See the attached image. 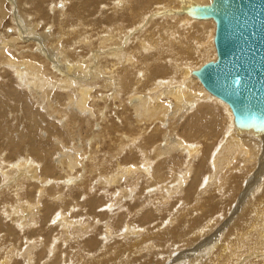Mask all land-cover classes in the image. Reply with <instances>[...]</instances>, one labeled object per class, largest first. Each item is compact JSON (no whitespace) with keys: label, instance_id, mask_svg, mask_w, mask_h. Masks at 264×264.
Instances as JSON below:
<instances>
[{"label":"rangeland","instance_id":"374dc122","mask_svg":"<svg viewBox=\"0 0 264 264\" xmlns=\"http://www.w3.org/2000/svg\"><path fill=\"white\" fill-rule=\"evenodd\" d=\"M114 1L115 0H80V1L79 0H72L70 2V4H67L65 6V9H66V11H65V9H62L60 6L61 4H62V6H64L63 0H45L44 4H42L43 0H19V1L18 0L17 1L16 0H11V1L8 0L4 4V8L6 10L5 9H4V11L0 10V22H1L0 23V46L1 45H5V46L7 45L6 47H9V48H10V46L14 47V48H12V50H8L7 53L9 52L10 55L14 59L15 58L17 59V60L15 59L16 62H14V63H18V66H20V68L22 67V69L24 68V66L26 64L23 62H22L23 65L21 64V61H20L21 57H23V60L27 59L29 61L31 59V61H33V62L37 61L41 65L48 67V70L45 73L50 74V75H48L47 77L45 76V78L38 77V78L45 79V83H44L43 87H39V89L41 88V91H42L41 94L45 93V91H47V92L49 91V93L51 94L50 98L47 97L48 96L47 92L45 93L46 94V100H48L47 102L49 104H51L49 102L50 99L51 100L53 99L52 101L55 100V102H53L55 104L50 105L52 108H50L49 110H51V112H53L50 114L51 115L50 116L47 113L46 108L44 109V105L45 106L49 105L48 103H46V101L38 104L36 102L35 98L29 94L27 88L20 86L19 83L13 84L16 80L14 78V75H13L14 74V70H13L14 68L7 67L11 64H8L7 66H4V67L0 66V75L5 77V78H3L4 80L0 77V80L6 81L1 86L3 89H5V88L10 89V90H6L10 94H7V92L3 91V89H1L2 91L0 90L1 91L0 94L2 93L0 95V97L5 99V101H6V102L4 101V105L6 107L5 111H6V109L10 108L8 110L6 116H0V118H5L2 120L0 119V129L2 128L0 130V147H4L3 157L6 161V162L2 161L1 160L2 158L0 157V162H2V164H3V169L0 168V178H1V180H0V207L1 208L3 207V209H4L3 210L4 213H0V219L2 220V221L0 220L1 221V224H0V260H2L3 256L6 257V259H8L7 264H28V263L29 264H37V263L41 264L42 262H46V261L53 264V262H55L56 259L59 258L58 257L59 255L55 256L54 261H52V259H53V257H51V256H53L52 251L54 252L55 248H57L55 251V255H57L61 251V252H63V254H64L63 256L65 257V259H64L65 261L63 260L64 262L61 261L58 264H64V263L65 264H86V263L87 264L88 263L89 264H91V263L92 264H101L103 262L108 263L111 260V258H112V264H117V263L121 262V260H119L120 255H118L117 253L115 255V252H119V251H116L118 249V247H119L118 250H120V252H121V249L122 250H126V248L129 249L127 252H125V255L126 254L127 255L124 256L125 258H127V260H137L141 256L139 254H137L136 256H133V253L136 252L137 250H136V248H130V247H132L131 243H132V245H135V244H137V241L141 238H142L141 240L144 241V239L146 238V235H149V233L152 236L156 237L159 234H162V233L169 231V229L175 227V224H176V222H174L173 216L176 213H179L181 211H184L185 209L191 208L189 206L191 203H185V205H184V203H183L184 202V195L183 194L182 195L180 194L181 197L179 196V194L175 195L174 192H171L170 188L168 190H166L167 191L166 193L164 191H162V192L157 191L158 188H162L163 185L165 186V183L162 180H159L161 183H163L162 187H161V185L159 187H147V184L145 183V181L141 180V179H140L141 181H139V185L137 187L132 185V184H128L126 180H121L120 185L114 184L113 186L112 185L107 186V187L104 186L105 188L102 186L101 181L104 180L103 176L106 175L109 171L114 170L117 167V165H115V164H117V161L119 160V158L117 157V152H116V151H118L117 150L118 145L110 142L109 137L113 138L116 141L121 142V139L123 138L124 135L130 137L128 134L131 135V133H133V131H134V128L140 127L139 129H143V130L145 129V131L147 130L148 135L152 134L150 137V142L146 144V146L148 145L147 149L151 155H154L153 150L155 149L156 146L159 145V143L162 144L159 146H164L163 143L166 144L165 143L166 141L164 142V140L166 138L170 137V135L168 134V137L166 136L164 138L163 137L164 135L162 134L163 131H160L161 129L159 126L157 127V125H160V124H157L155 122L149 124V122L147 123V121H143V124L145 125V127H144L142 122L139 123V122L135 121L136 118L132 117L129 119V121H126L128 123V125L126 123L125 124L123 123V122H125V120L123 118H121L119 113L123 114L124 109L126 108L127 109L126 112H128V115H130V114H133V110L130 109L131 107L127 106L128 102H129L127 93L119 94V95H117V92L114 93V90H116V87H114V85L118 83L119 79H116V81L114 83L113 82L114 79L111 78L113 87L111 89H109V91H108V89L105 90L102 87L103 82L98 83L99 86L95 87L94 90L92 89L93 90L92 96H95V99H96V100L94 99V101L98 102L97 106H94V107H93V105L91 106V108L94 109V111L96 113L93 115V117L92 116L90 117L89 113H81V111H78V112L71 111V112H69V116H68V114L63 113V115H65L67 117V118L65 117L66 120L71 121L70 122V129H72V132H73L72 136H67L64 138L62 137L63 138L62 144L66 148H64L62 144L60 145V147L57 145H56V147H53V143L56 142V136L52 135V132L50 133V132L44 131V128L49 126V125L53 129V131L56 132V135H58L57 131H65V129H63L64 127L62 128V126L67 121L65 123H62V121H63L62 119L55 118L52 116V114H56V112L58 113V110L56 107H59V105L62 109H66L68 111H69L70 107L75 108V105H72L70 107L67 106V104L69 103L67 101V99L65 98L66 97L65 94H67V92H70V94H72V95L74 94L73 95L74 98L72 100L71 99H68V100H71V101L76 100V92H74L75 89H72V90L69 89L68 91H64L60 87L52 86L51 83L49 84L48 80L52 79V77H53V78H57V79H71V80L77 81V78L75 79V76L80 75L82 78L86 77L83 74L84 72L82 70H80L79 68H77L76 66H79L80 64L84 65L83 63L85 61L89 60L88 57L91 58L92 53H98V56L100 58L101 55L106 56V54H105L106 52H111L113 50H119L120 48L123 47V45L126 47L129 46V48L126 49L127 51L125 52V54L127 53V55L132 56V58L135 60H140V61L142 60L141 62H139L135 65L138 68H140L141 66H143L142 65L143 61H144L143 57H145L147 55V54H145V50L143 48L141 49L139 46V44H140L139 39L140 38L145 39L146 41L149 40L148 42L152 45L153 44L156 45L157 43H160V46H164V44L166 42H169L170 44H172V40L174 42L175 37H177L178 40H177V38L175 40L177 42L179 41V44L177 43V45L179 46L181 44L179 47L180 50H181V48H183L182 52L177 51L179 53V57H183L185 60L187 59L191 63V65L192 64L196 65L193 68H195V67H198V68H196L194 70L201 68L206 62L212 60V58H208V57H211V56H209V55H211L210 52H208L209 55L206 54L199 59L197 58L196 54H194V52H193L194 49H196V46H198V47L206 46L207 48H209V45L207 46V45H205V43L207 42L208 36L210 35V30H211L210 28L208 29L207 27L206 28L204 27L205 28L204 29L203 28L204 25H202V27H201V26L196 25V24L191 27L187 23H186L187 24L186 25L185 23L180 24L179 22L172 24L171 22H169V23L166 21L163 22V20H158V22L160 21V27H159L158 22L155 21V23L154 22L150 23V21L148 20L149 15L156 10L155 9L156 6H152L149 8V5L144 6L142 8V9H147V10L143 11V13L140 11L138 16H137L138 18L136 17V19H135L132 16H127L124 19L122 16H119L120 14L123 15L125 12V11L124 12L122 11V8H123L122 1L116 0L115 2H117V5H113L112 3H114ZM76 3H77V6H75ZM115 6H118L119 10L121 11V12L119 11L120 14L116 17H115V13L113 12L115 9ZM73 8L75 11H78L76 14H72ZM55 9H56V11H55ZM4 12H6V14ZM1 14H2V16L3 15L4 16L2 17ZM144 14H146V15L149 14V15H147V17H145ZM7 15H8V17H7ZM142 15H144L143 18H141ZM4 17H5V19H4ZM40 17H42V18H40ZM113 17H115L114 20L116 21V22H114V24L119 22L118 24L121 25V30L119 32H118L117 28L114 29V28H112L113 26H111V25H113V22H112ZM127 18H130V19H127ZM142 19H144L143 22H141ZM122 20H124V21H122ZM131 20H133V21H131ZM59 23L64 24V30L63 31H64V33H66V37H67L65 39H62L63 37H61L63 34V31H62V33H60V27L58 26ZM79 23H81V25ZM149 23H150V25H149ZM212 24H213V22H212ZM35 25H39L37 29L35 28L36 27ZM166 26H169V27H166ZM31 27L35 28V29H32ZM212 27H214V24L212 25ZM109 28L112 29V31ZM189 28H191V30H189ZM70 29L74 30V31H71ZM167 29H169V30H167ZM205 30H208V31H205ZM110 31H111V33H110ZM130 31H133V32H130ZM149 31H150V34H149ZM18 32H19V34H18ZM166 32H167V34H166ZM47 33H48L50 38L47 37L46 40L49 42H47L44 39V37H45L44 35H47ZM56 33H58V35ZM59 33L61 34V36H59ZM115 33L116 34L118 33V34L116 35ZM119 33L121 35H119ZM140 33L141 34L143 33L144 35L143 34L141 35ZM146 33L149 35H147ZM198 33H199V35H198ZM202 33H203V36H202ZM110 34L112 35L111 36L112 39L110 37L109 38L110 40L109 39L107 41L103 40L104 42L101 41V39L106 40ZM137 34H139V35L137 36ZM10 35H11V37L13 36V38H11ZM140 35L143 37H141ZM7 37H10L11 39H7ZM59 37H60V39H58ZM14 39H15V41H13ZM132 39H134V40H132ZM150 39L153 42H151ZM204 39L206 40V42ZM3 40L5 41L4 43H3ZM8 40H10V41H8ZM124 40H127V41H124ZM154 40H156V42ZM55 41H57V42L55 43ZM162 41H164L165 43H163ZM125 42H127L128 44ZM49 43H50V45H49ZM51 43L55 47H51V46H53ZM56 44H58V45H56ZM60 44H63V45H60ZM64 45L67 47H65ZM177 45H176V48H178ZM213 45H214V43H213ZM145 46L146 45L144 44L143 47H145ZM59 47H61V48H59ZM62 47H65V49H68V51L71 53H73L72 51H76V53L79 54V57L80 56L81 57L79 59L72 60V61L69 60L70 58L67 60V57L63 59V52L62 51H64V50L60 51V49H63ZM204 48H201V49H203V51H204L205 50ZM187 49L188 50L190 49L189 52ZM119 51L121 52V50H119ZM49 52L50 53L53 52V53L50 54ZM56 52H57V54H54ZM21 53H23V54L21 55ZM153 53L154 52L152 51L151 54H153ZM133 54L134 55L136 54L135 55L136 57ZM56 55H57V57H56ZM4 56L5 55H0V58H3ZM169 57L170 58H168V59H172L171 56H169ZM154 58L156 59V56L148 59L149 63H151L150 64L151 66H150L148 72L145 71V73L143 74L144 76L142 75V77H143L142 79L144 80V82H146L148 87H147L145 92L138 93L137 96L135 97V99L141 95L142 96L146 95V96L155 97L158 93L157 92L158 90L153 91V89H154L155 84L158 81H161L163 78H168L170 76H174L175 78L180 79L179 74L182 75L181 72L169 73L168 70H173L172 65H170L169 63L164 64V67L166 68V69L164 68L165 71H159L157 69L155 63H152L155 60ZM164 59L160 63H164ZM168 59H165V60H168ZM82 60H84V61H82ZM108 60L113 62L114 58L108 59ZM184 63H185V61H184ZM139 64H141V65H139ZM184 65L185 64H183V66ZM124 66H126V64L123 65L121 68H123ZM87 70H89V67L86 69V71ZM133 74H134V76H136V78L141 79L140 73H137L136 71H134ZM28 75H31L30 77L34 76V78H37L35 75H32L30 73ZM130 75L132 76V73ZM149 77H150V80H149V82H147ZM58 82H60V81L58 80ZM137 83H138L137 84L138 86L142 85V82H137ZM137 85H135V87H137ZM174 85L175 84H171L170 86H174ZM15 86L18 87V89L16 90L17 94L22 96L18 99L16 98L19 102H16L17 100L16 99L14 100V98L12 99V96H11V92L14 91ZM150 87H151V89H150ZM44 89H45V91H44ZM133 90H131V91H133ZM125 91H127V90H125ZM96 92L98 93V95L95 94ZM26 94H27V98H25ZM57 95H59V97ZM24 100H26L27 102ZM77 101H78V99H77ZM166 101H168V100H166ZM7 102H9V105ZM20 103H21V105H20ZM56 103H57V106H56ZM16 105H17V107H16ZM27 107H30V112H29L30 115L27 114V111H26ZM214 109H216V108H214ZM37 110H38V112H36ZM54 111H56V112H54ZM200 112H201L200 114H203V115L208 117L207 120L210 118L215 119L218 122V125L216 127H213V131H212L211 136L210 135L208 136V140H207L208 142L203 141V139L198 140L201 142L203 141L205 143V144H200V146L202 145V149L207 147V150H204L202 153L203 156L207 155V158L205 157L202 160V155H201L200 160L197 158L195 160H193V159L191 160V161H193V163H192V165H194L193 167L195 169H197L198 167L201 168L202 174H203L202 175L203 177L200 176L198 178L199 181L195 180L194 182H192L191 176L188 178L189 181H187L188 183L186 182V186L189 184L192 185V188L189 189L192 191V193L194 192V190L197 189L196 187L199 185V183L202 179H204V181L206 180V175H208V172H209V167H208L209 165L207 163L208 156L212 155L215 152V150H213L212 148L217 143L218 138L222 135V131H223L225 125H227L226 115L220 108H218L216 112L208 113V109L206 107H204L201 109ZM71 114H76L77 116H74ZM209 114H210V116H209ZM31 116H33L37 119L33 120L31 118ZM71 116L75 117V119L71 118ZM60 117L62 118V116H60ZM38 118H40V119L38 120ZM187 118L185 117L184 119H181L180 121H177L174 124H172L169 128L170 132L172 134L180 133L181 126H182V128L185 126V124L187 122L186 121ZM114 122L117 125H119V128L121 129V131H120V133L111 134V136H110V132L107 131L105 128H107L108 126H109L108 128H110L111 124H113ZM48 123H50V124L48 125ZM75 124H77V125H75ZM73 125H74V127H73ZM129 125L131 128L128 127ZM9 127H11L12 130L10 132H7V129L9 130ZM161 127H162V129L165 128L163 130L166 131L167 127H168L167 123H164V125H162ZM150 129H151V131H150ZM156 129H158V130H156ZM23 131H24V133H23ZM98 132H100V134L102 133V135H99ZM233 132H234V128H233ZM16 133H18V136L16 135ZM166 133H168V132L166 131ZM77 134L80 136H78ZM22 136L25 139V141L24 142L21 141L20 145L16 149L11 148L12 151H9L6 149V148H9L8 146H10V141H13V139H14L13 137L21 138ZM10 137L12 139H10ZM77 138H78L79 142H78ZM94 138H96V139L100 138V139H98V142H97V144L99 145V147L101 149L100 153H99L100 150H96L97 146L95 145L96 140ZM194 138H198V137H194ZM70 139H71V142H70ZM241 139H243V138H241ZM101 140H103V141H101ZM75 144L78 145L76 147L77 149L73 148V146ZM68 147L71 148V150H67ZM61 148H64L63 149L64 152L59 151V149H61ZM130 148L133 149V146H130ZM221 148L222 147L219 146L217 151L215 152V154H217ZM263 150L264 149L261 148L262 153L264 152ZM128 151H130V152H128ZM128 151L124 149L123 154L120 158L127 156V155H131L134 158L127 160L128 163L132 164V163H135V161H138V163H140L139 161L142 160V158H139L140 155L138 153V150L133 149V151H134L133 152L132 150L128 149ZM60 152H62L64 154L70 152V153H68V154H70V155H68V158L64 157L65 159H67L66 164L63 165L64 169H63V166L61 167L58 164V162H59L58 158H59ZM41 154L47 156L49 161H45V163H44V160H42V158L44 156H41ZM7 155H13L14 159L13 160L8 159L6 157ZM74 155L76 156V161L72 163V161L75 158V157H73ZM260 155L262 157H264V153L259 154V157L257 158V163H253L254 165L250 166V164H249L248 166L247 165L243 166V168L248 169V171L246 170L242 174H239L238 171H234V173H236L235 176L237 178L231 179L230 182L233 184L232 187L236 188L235 189L236 192H234L235 194L230 193V195H228L229 199L226 198V200L222 201L218 195V191L215 190V187H212V186L208 187L207 190L209 192L206 191L208 193H205L207 195L204 196L205 197L204 199L206 201H209L211 206H215L213 208V210L219 211L221 209L219 212H222L221 215L220 214L216 215L213 218V220L211 221V223L208 224V227H209L208 229H210L209 232H207V230H203L205 233H202L203 232L202 230H201L202 232L201 231L194 232V234L197 233V235H194V238L196 237L195 242L191 241L188 238H186L187 240L186 239L185 240L184 239L179 240L176 238H174V239L170 238L169 245L167 244V245H164L161 247L159 244H163V241H161V239L155 240L154 238H152L151 239L152 241L150 240V242L146 244L147 246H150L151 244H153L154 247H156V245L158 244L159 248H156V249L159 250V252H161V253L163 252L161 255L162 257L160 258L162 260L160 261V263H157V264H176L175 260L178 257H182V253L195 252V250L200 248V245L203 244V241H204V244L207 245L204 247L205 249L202 248V249H204L205 252H207V253L210 252L209 254H211V253L217 254L219 252L218 251L219 249H217L216 246L219 245L218 244L219 242H223L225 237L224 236L221 237L219 240H217V243H216L215 242L216 240H214V239H217L218 237L216 238L214 236L216 234H219L216 231H217L218 227L223 224L224 221H226L227 219L230 218L229 216H231V214H232L231 217H234V219H235V217H238L237 213H236V216H233V212L235 211L234 209L236 208V205L240 202L239 199H241L243 197V193L245 191L248 192V194H246V196L248 197V198L246 197V201H248L247 205L251 206V207L254 206L253 211L254 210L256 212L258 211V209L262 205H260L257 202L255 203V201L257 200V198L259 196H261L263 194L262 192L259 191V188L262 186V183L264 182V181H262V179H264V177H263L264 171L260 175L261 180L256 176V173H258L257 171L260 168V162L262 160L261 159L262 157ZM173 156L174 155H172V157ZM102 157H103V159H102ZM55 159L57 161H55ZM71 159H72V161H71ZM78 159H80V160H78ZM123 159H125V157ZM165 159H167V158H165ZM19 161H21L22 163L26 162V164L29 163V161H32L33 163L37 164L36 166L40 167L39 171L41 168L44 167L43 165L46 164V165L52 167L49 170L51 172L47 174V178H46L47 180L45 179V181H40L41 180V176H40L39 177L40 179L38 178L37 180L34 181L33 179H31V176L28 173L29 170L26 168V170L28 171L27 172L28 175H26V176L23 175L22 178L20 177L18 179V182H16L17 184L16 183L11 184L10 183L11 180L17 177V172H15V171L18 170L17 168H15L13 170V168L17 167L19 165ZM67 162H68V164H67ZM95 162H97V163H95ZM262 162H264V160H262ZM240 164H241V166L243 165V163H240ZM240 164L237 162V163H235V166L238 167V165H240ZM69 165L72 166V169L70 168ZM192 165H190V167H191V169H194L192 167ZM68 166H69V168H68ZM73 166H74V168H73ZM66 168L69 172L66 170ZM95 169H96V171H95ZM10 170H11V172H10ZM175 171H176V169H174L172 172H175ZM76 172H77V174H76ZM213 172H214V170H213ZM102 174H104V175H102ZM10 176H13V177H10ZM55 176H56V178H55ZM79 176H81V177L79 178ZM261 176H262V178H261ZM28 177H30V178H28ZM73 177L76 179V183L74 185L69 184L70 178H73ZM22 179H24V180H22ZM255 179H256V181H255ZM38 181L42 182L43 185L47 182L48 184L47 183L46 184L48 186L51 185L52 183H57L59 189H62L64 187V191L67 192V194H66L63 191V193L65 195L72 193L71 194L72 196L69 195L71 197L69 199H67L69 202L67 200L65 202H64V200H63V202L59 201L60 204L62 203L60 205L59 202H57V201L52 202L51 200H49L50 199L49 194H44L46 197H44V199L43 198L40 199V203L44 204V206L42 208L40 207V209L38 208L37 210H34V211L31 208H29L28 210L22 211V207H23L22 205L28 204V203H30L32 205L35 204L32 201L37 196L36 194H37L38 189L35 187L34 184L37 183ZM132 181H134V180L132 179ZM132 181H130V182L132 183ZM168 182H170V181H168ZM21 183L25 186V189L23 192H21V190H19L21 187H23ZM9 184H11V185H9ZM28 184L33 185L32 190L29 193L27 192ZM172 184L174 185V183H171L169 186H173ZM68 185H70V186L68 187ZM78 185H83L84 187L79 186V188H78ZM87 185H88V187H87ZM70 187H72V188L70 189ZM81 188H82V191H81ZM116 188L117 189L124 188V189H132V190H130L131 191L130 195L128 197L125 195L126 196L125 197L124 193L122 194L123 191L121 189L119 191ZM202 188H203V185L200 184L199 189H197V191L195 192L196 193L195 197L199 193V190ZM255 188H256V190H255ZM97 189H98V191H97ZM67 190L68 191L70 190V191L68 192ZM106 190H109V191H106ZM78 191H79V193H78ZM201 191H200V193H201ZM83 192H84V194H82ZM168 192H170L171 195H173V196L169 197L170 200L168 199L167 195H166L167 197L163 195V194H167ZM17 193L19 194L18 198L16 197ZM80 193H81V197H80ZM75 194H76V196H75ZM112 194H114V195L112 196ZM119 194H120V196H119ZM131 195H132V197H130ZM94 196L101 198L100 202L97 200L98 201L97 206H95L93 209V213L96 215V217H94V215H92V214L89 215V207H85V209H84V207L81 208L80 206L76 205V202H78L77 198H78L79 202L81 204H83L84 200L86 201L87 198H89V197L91 198ZM149 196L152 197L151 203H150L151 205L149 207L147 206L146 207L147 209H145L143 207L144 206L143 204H145V203H143V201L145 200L146 197H149ZM162 196L164 199L161 198ZM198 196H202V195H198ZM226 196H227V194L225 195V197ZM73 197H76L75 198L76 201H75V199H71ZM159 197L161 199H159ZM114 198H117V199H114ZM12 199H14V201ZM161 200H162V202L166 200L164 202V203H166V205H165L164 209L160 208V210H161L160 211L159 209H156L155 204H157L156 206H158V203ZM11 201L13 203H11ZM48 201H50V202H48ZM70 202H72V203H70ZM156 202H158V203H156ZM51 203H53V204L51 205V207H49L50 206L49 204H51ZM116 203H118V204H116ZM63 204L66 207H68L69 204L71 205V206H69L70 210L68 211L69 216H66V214H65L66 210L64 208L61 209ZM98 205H99V208H98ZM134 205H136V206H134ZM141 205H143V206H141ZM187 206H189V207H187ZM193 206H195V205H193ZM241 206H242V204H241ZM142 207L145 210L144 209L142 210ZM222 207H223V209H222ZM181 208H182V210H181ZM208 209H209V211H212V207H209ZM126 210H128V212ZM156 210L158 213H156ZM13 211H15V213L17 212L16 213L17 219H15V220H12V218H11V212H13ZM52 211H53V214H52ZM120 211H122V212H120ZM170 211H171V213H170ZM7 212L10 216L6 215ZM35 212L40 216V219H42L41 220L42 223L40 222V224L38 226L36 225V224H38V222H36L37 220L35 222H29L31 219L30 213L32 214V217H33ZM138 212H139V215H138ZM147 212H155L156 213V214L155 213H152V214L149 213V215L151 216V218L149 219V221H150L149 223L143 222V219H144L145 215L147 214ZM103 213L105 215H103ZM51 214H52V216H51ZM172 214H174V215H172ZM206 214H208V213H206ZM198 215H203V214H201L200 211H195L192 214V217L195 218ZM57 216L59 218H57ZM224 216H225V218H224ZM255 216H256V214L253 215V212L250 215V217H255ZM48 217H49V219H48ZM61 217L64 220L65 219L67 220V218H65V217H68L69 221H70L69 223H71V224L74 222H77L80 225V227L84 226L86 231H84V230H83V232L80 231L79 227L74 228V231H72V229H71V231L67 229L66 231H68L70 233L74 232V234H75V235L71 234L72 235L71 238L67 237L65 234L66 231L64 233V230L61 229L62 226L58 227L59 223H61V220H60ZM27 218H29V219H27ZM170 218L172 219L171 221H170ZM124 220H126V221L124 222ZM22 222H25L26 224L22 223ZM54 222H56V224ZM17 223L22 224L25 227L24 228L25 231L20 227H16ZM128 223L131 224V227H130L131 230L129 228L127 229V226H123V224L129 226L130 224H128ZM250 223H251V220L241 222V227H242V229L244 228V231L241 229L239 233H244V234L246 233V237H241L239 239L238 237H235V236L232 237L230 234L228 236V238H229L228 241L229 242L232 241L233 247H234L233 264H242L243 261H244L243 264H264V261H263L264 260V223L261 225L254 226L252 231L249 229ZM27 224H30V225H27ZM137 224H138V226H137ZM41 226H43V228ZM106 226H108V227H106ZM121 226H123V227H121ZM135 226H137V228ZM244 226H247L248 230H246V228ZM26 227H28L29 229ZM111 227H112V229H111ZM142 227L146 228V229L143 228L144 233L141 231ZM257 227H262V228L260 230H258ZM107 229H109V232L111 233V234H109V236L107 235L108 233L106 232ZM75 230H76V232H75ZM79 231L81 232V234L77 233ZM256 231L259 234L255 233ZM86 232H88V233H86ZM137 233L139 236L137 235ZM40 234H41V236H40ZM51 234H53V235L50 236ZM77 235H79V236H77ZM201 235H203V236H201ZM52 237L54 239H52ZM91 237H94L95 239L94 238L89 239ZM58 238H59V240H61L60 242H59ZM56 239H57V241H56ZM62 239H64L65 241ZM129 239H130V242H129ZM221 239H223V240H221ZM241 239H245V240H243L241 242ZM93 240L94 241L97 240V242H94ZM48 241L50 243H48ZM173 241H175V242H173ZM87 242L89 243V245L87 244ZM212 242H214V243H212ZM27 243L28 244L29 243L35 244V245H32V247L30 249V251H32V252H30V255L28 256L27 260H24L22 257H18L16 255L11 256V255L7 254V253L11 254V252H7V251H9V249L12 250V249L17 248V247L19 249L21 246L22 249H21L20 254L23 255L24 254L23 251H25L24 248L28 247ZM105 243L107 246L105 245ZM155 243H157V244H155ZM47 244H48V247H46ZM189 244L192 246H190ZM9 246H14V248L9 247ZM29 246H31V245H29ZM33 246H35V247H33ZM113 247H114V249H113ZM210 247H211V249H210ZM214 247H215V249H214ZM33 248L35 251L32 250ZM160 248L162 249V251L160 250ZM48 249H50L51 252H48L46 254V257L44 260L43 258L40 257V253H44ZM202 249H199V250H202ZM209 249L212 251H209ZM36 250H39V251H36ZM100 250H102L103 252L102 251L100 252ZM177 250H178V252H177ZM213 250L217 251V253ZM14 251H16V250H14ZM97 251H99V252H97ZM130 251H132L131 254L129 253ZM34 252L36 254V258L32 257L33 259L31 258L32 259L31 260L30 257L34 254ZM109 252H111V253H109ZM146 252L147 251H145L143 253H146ZM93 253H95V254H93ZM105 253H107V254H105ZM196 253H198V252H196ZM110 254H112V255H110ZM128 254L130 256H128ZM6 255H8V256H6ZM118 256H119V258H117ZM39 257H40V259H39ZM124 257L122 260H124L123 262L126 263L125 261H127V260H125ZM128 257H130V258H128ZM135 257H137V258H135ZM80 258H81V260H79ZM90 258H92V260ZM184 258H186V259H182L181 262L182 261L187 262L189 260V263L191 264L190 259H188L187 257H184ZM28 259H30V261H28ZM82 259H83V261H82ZM106 259H107V261H106ZM115 259L116 260L118 259V260L116 261ZM216 259H217V257H216ZM146 260L148 262H152L154 259L152 257H147ZM155 260H156V257H155ZM98 261H101V262L97 263ZM205 262L206 261L204 259L200 262V264H205ZM207 262H210V264H217V262H214V261H207ZM131 263H132V261H131Z\"/></svg>","mask_w":264,"mask_h":264},{"label":"bare ground","instance_id":"6f19581e","mask_svg":"<svg viewBox=\"0 0 264 264\" xmlns=\"http://www.w3.org/2000/svg\"><path fill=\"white\" fill-rule=\"evenodd\" d=\"M6 1L8 0H0V10L1 11H4V4L6 3ZM11 1V0H10ZM17 1V0H16ZM19 1V0H18ZM72 0H63V5L62 4L60 5L62 9H65V6L67 4H70ZM80 1V0H79ZM116 1V0H115ZM112 3L113 5H117V2ZM122 1V11L124 12L123 15L120 14V10L118 8V6H115V9H114V13H115V17L118 16H122L124 19L127 17V16H132L133 18L136 19V17L138 16L139 12L141 11L143 13V11L147 10V9H142L144 6H147L149 5V8L152 7V6H156V10L151 13L148 17V20L150 21V23H155L158 22V20H163V22H171L172 24L174 23H180V24H188L189 26H194L195 24L196 25H199L203 28L207 27L208 29L210 28V35L208 36V40L206 42L205 40V45H209V48H207L206 46L204 47H198L196 46V49H194V54H196L197 58H201L203 57L204 55H209L208 52H210L211 57H208V58H212V60H216L217 58V53L215 52L216 51V48H215V45H213L214 43V35H215V22L212 20V19H196V18H193L191 15H189L187 9L188 8H191L195 5H208L211 0H121ZM168 1V2H167ZM45 0H43L42 4H44ZM39 3V2H38ZM47 3V2H46ZM28 5V4H27ZM40 5V4H39ZM18 6V5H17ZM77 6V3L76 5ZM100 6V5H99ZM121 6V7H122ZM26 7V6H25ZM79 7V6H78ZM114 7V6H113ZM120 7V8H121ZM46 8V7H45ZM75 8V7H74ZM73 8V12L72 14H76L78 11H75ZM6 10V9H5ZM56 11V9H55ZM64 11V10H63ZM66 11V9H65ZM64 11V12H65ZM120 11V12H119ZM62 12V11H61ZM6 14V12H4ZM40 13V12H39ZM148 13V12H147ZM30 14V13H29ZM26 15V14H25ZM145 17H147L146 14H144ZM141 18H143V16ZM2 16V14H1ZM4 16V15H3ZM2 16V17H3ZM6 17V16H5ZM4 17V19H5ZM8 17V15H7ZM25 17V16H24ZM43 17V16H42ZM40 17V18H42ZM68 17V16H67ZM115 17H113L112 19V22H113V26L112 28L118 30V32L121 30V25L118 24L119 22H117L116 24H114V22H116L114 19ZM140 17V16H139ZM37 18V17H36ZM44 18V17H43ZM110 18V17H109ZM108 18V19H109ZM120 18V17H119ZM138 18V17H137ZM2 19V18H1ZM48 19V18H47ZM67 19V18H66ZM127 19H130V18H127ZM3 21V20H2ZM109 21V20H108ZM124 21V20H122ZM133 21V20H131ZM144 19L141 20V22H143ZM40 22V21H39ZM140 22V23H141ZM212 22L214 24V27H212ZM1 23V22H0ZM30 23V22H29ZM147 23V22H146ZM149 23V25H150ZM159 23V27H160V21L158 22ZM36 24V23H35ZM39 24V23H38ZM81 25V23H79ZM186 24V25H187ZM27 25V24H26ZM34 25V24H33ZM145 25V24H144ZM19 26V25H18ZM36 29L38 28L39 25H35ZM41 26V25H40ZM60 27V33H62V31L64 30V24L63 23H59L58 25ZM158 26V25H157ZM162 26V25H161ZM166 27H169V26H166ZM200 27V28H201ZM32 28V27H31ZM35 28H32V29H35ZM204 28V29H205ZM75 29V28H74ZM110 29V28H109ZM158 29V28H157ZM156 29V30H157ZM183 29V28H182ZM202 29V28H201ZM29 30V29H28ZM71 30V29H70ZM78 30V29H77ZM112 31V29H110ZM126 30V29H125ZM169 30V29H167ZM177 30V29H176ZM189 30H191V28H189ZM196 30V29H195ZM19 31V30H18ZM71 31H74V30H71ZM76 31V30H75ZM110 31V33H111ZM154 31V30H153ZM205 31H208V30H205ZM5 32V31H4ZM26 32V31H25ZM107 32V31H106ZM130 32H133V31H130ZM152 32V31H151ZM176 32V31H175ZM3 33V32H2ZM43 33V32H42ZM59 33V36H61V34ZM77 33V32H76ZM144 33V32H143ZM142 33V34H143ZM169 33V32H168ZM178 33V32H177ZM208 33V32H207ZM17 34V33H16ZM19 34V32H18ZM46 34V33H45ZM58 35V33H56ZM116 34V33H115ZM118 34V33H117ZM116 34V35H117ZM125 34V33H124ZM132 34V33H131ZM141 34V33H140ZM141 34V35H142ZM147 34V33H146ZM149 34H150V31H149ZM147 34V35H149ZM167 34V32H166ZM175 34V33H174ZM197 34V33H196ZM206 34V33H205ZM48 35V33H47ZM44 35V39L46 40L47 37H49V35ZM56 35V36H57ZM105 35V34H104ZM119 35H121L119 33ZM129 35V34H128ZM135 35V34H134ZM139 34H137L138 36ZM140 35V36H141ZM144 35V34H143ZM177 35V34H176ZM179 35V34H178ZM188 35V34H187ZM199 35V33H198ZM197 35V36H198ZM18 36V35H17ZM68 36V35H67ZM112 35L110 34L109 37L105 40V39H101L102 42L104 41H107ZM127 36V35H126ZM202 36H203V33H202ZM11 37V35H10ZM10 37H7V39H11L13 38V36L10 38ZM35 37V36H34ZM41 37V36H40ZM54 37V36H53ZM58 37V36H57ZM63 37L62 39H65L67 38L66 37V33H64L63 31V34L62 36ZM91 37V36H90ZM131 37V36H130ZM143 37V36H141ZM167 37V36H166ZM183 37V36H182ZM17 38V37H16ZM43 38V37H42ZM50 38V37H49ZM86 38V37H85ZM114 38V37H113ZM133 38V37H132ZM146 38V37H145ZM171 38V37H170ZM177 37H175V40H176ZM181 38V37H180ZM184 38V37H183ZM182 38V39H183ZM203 38V37H202ZM52 39V38H51ZM54 39V38H53ZM56 39V38H55ZM60 39V37L58 38ZM69 39V38H68ZM87 39V38H86ZM112 39V37H111ZM135 39V38H134ZM132 39V40H134ZM168 39V38H167ZM185 39V38H184ZM2 40V39H1ZM38 40V39H37ZM44 40V41H45ZM57 40V39H56ZM89 40V39H88ZM104 40V41H103ZM110 40V39H109ZM120 40V39H119ZM137 40V39H136ZM140 41V48L144 49L145 50V54H147L144 58V61H143V66H141L140 68H138L137 66H135L137 63L141 62L140 60H135L132 58V56L130 55H127V53L125 54V52L127 51L126 49L129 48L124 46L122 48H120L119 50H121V52L119 50H113L111 52H106V56H102L99 58L98 56V53H92L91 55V58H89L88 61H85L84 63L82 61L81 62L85 65H82L80 64L79 66H76L77 68H79L80 70H82L84 73V75L86 77L82 78L80 75L78 76H75V79L77 78V81H74V80H71V79H57V78H53L52 79H49L48 80V83L52 86H55V87H60L61 89H63L64 91H68L69 89L72 90V89H75L74 92H76V100H73L71 101L73 98H74V94H70V92H67L66 95V99L67 101L70 103L67 104V106H72V105H75V108L73 107H70L69 111L66 110V109H62L59 105V107H56L57 106V103H56V108L58 110V113L56 111V114H52L53 117L55 118H58V119H62V123H66L62 126L63 129H65V131H57V134L56 135V132L53 131V129L50 127V123H48L49 126L45 127L44 128V131L46 132H52V135L56 136V142L53 143V147H56L59 146L63 143V138L64 137H67V136H72L73 132H72V129H70V122L69 120H66V116L63 115L64 114H68L69 116V112L71 111H75V112H78V111H81V113H89L90 117L95 113L94 109L91 108V106L93 105L94 106H97V103L96 101H94L95 99V96H92V91L95 89V87H98L99 84L98 83H101L103 82V88L106 90L108 89H111L113 87L112 85V79L113 82L115 83L116 79H119L118 83L114 85V87H116V90H114V93L117 92V95L119 94H124V93H127V96H128V104L127 106L131 107L130 109L133 110V114H130L128 115V112H126V108L124 109V112L123 114L122 113H119V115L121 116V118H123L125 120V122H123L124 124L126 123L128 125V123L126 121H129L130 118L134 117L136 118L135 121L137 122H142L143 124V121H147V123L149 122L150 123H157V124H160V125H157V127L159 126L160 127V131H163L162 134L164 135L163 137L165 138L166 136L168 137V134L170 135V137L166 138L164 140V142L166 144L163 143L164 146H159V145H162L159 143L158 146L155 147V149L153 150L154 152V155H151L150 152L148 151L147 149V146L146 144L150 142V137L151 135H148L147 134V130L145 131V129H139V128H134V131L133 133L128 134L130 137L124 135L123 138L125 139H121V142L119 141H116L114 140L113 138L109 137V140L110 142L114 143V144H117L118 147H117V157L119 158V160L117 161V167L112 170V171H109L106 175L103 176L104 180L101 181L102 182V186H113L114 184L116 185H120L121 183V180H126L128 184H132L134 186H138L139 185V181L141 180H144L145 183L147 184V187H159L161 185H163V183H161L159 180H162L164 183H165V186L163 185L162 188H158L157 191H164L165 193L167 192L166 190H168L170 188L171 192H174L175 195L176 194H180L184 195V205L185 203H191L189 206L191 208L189 209H185L184 211H181L179 213H176L173 217H174V222H176L175 224V227L169 229V231L165 232V233H162V234H159L158 236H152L150 233L149 235H146V238L143 240L139 239L137 241V244L135 245H132L131 243V246L130 248H136V252L133 253V256H136L137 254H139L140 258L137 259V260H127V258H125L124 256L125 255V252H127L129 249L126 248V250H122L121 248V252L118 247V249L116 251H119V252H115V255L116 253L118 255H120V259L121 262L117 263V264H157V263H160V261L162 259H160L162 256V253L159 252V250H157L156 248H159L158 247V244L156 245V247L153 246V244H151L150 246H147L146 244L150 242V240L152 238H154L155 240L156 239H161V241H163V244H159L161 247L164 246V245H169V241H170V238H176V239H190L191 241L195 242L196 241V237L194 238V235H197L194 234V232H198V231H203V230H207V232H209L210 229H208V224L211 223V221L213 220V218L220 214L222 212H219V211H216V210H213V208L215 206H211L209 201H206L204 198L205 193H208L209 191L207 190L208 187L212 186V187H215V190L218 191V195L219 197L221 198V200H226V198H228V195H230V193H233L235 194L234 192L235 191V187H232V183L230 182L231 179L233 178H237L235 175L236 173H234V171H238L239 174H242L244 173L246 170L248 171V169H244L243 166L244 165H249L252 166L254 165L253 163H257V158L259 157V154H263L262 151H261V148L264 149V133H259V132H254L252 130H241V129H237L236 126H235V123H234V116H233V113L230 109V107L228 106L227 103L223 102L222 100L218 99L217 97H215L214 95H212L211 93H209L204 87L203 85L200 83V81L198 80L197 77H195L193 75V71L194 69L198 68V67H195L193 68L194 66L196 65H191V63L186 59H184L183 57H179V53L177 51H180L182 52V49L180 50V45L178 46L177 43L179 44V41H175L173 42L172 40V44H170L169 42H164L162 41L164 44V46H160V43H157L156 45L155 44H150L148 41H146L145 39H139ZM151 40V39H150ZM178 40V38H177ZM203 40V39H202ZM10 41V40H8ZM15 41V39L13 40ZM18 41V40H17ZM42 41V40H41ZM47 41V40H46ZM59 41V40H58ZM122 41V40H121ZM124 41H127V40H124ZM156 42V40H154ZM5 41L3 40V43ZM49 42V41H47ZM57 41H55L56 43ZM61 42V41H60ZM123 42V41H122ZM151 42H153L151 40ZM127 43V42H125ZM124 43V44H125ZM200 43V42H199ZM202 43V42H201ZM9 44V43H8ZM52 44V43H51ZM118 44V43H117ZM128 44V43H127ZM146 45L145 47H143V45ZM197 44V43H196ZM195 44V45H196ZM18 45V44H17ZM24 45V44H23ZM50 45V43H49ZM53 45V44H52ZM58 45V44H56ZM60 45H63V44H60ZM103 45V44H102ZM155 45V46H154ZM163 45V44H162ZM176 45L178 46V48H176ZM7 46V45H6ZM5 45H1L0 46V55H5L3 58H0V66L4 67V66H7L8 64H11L7 67H10V68H14V78L16 79L15 83H19L20 86L24 87V88H27L28 89V92L31 96H33L36 100V102L38 104L40 103H43L46 101V103H48L46 100V92L45 89V93L41 94L42 91H41V88L39 89V87H43L44 83H45V79H42V78H45V76L47 77L48 75L50 74H47L45 72H47L48 70V67L46 66H43L41 65L39 62L37 61H31V59L28 61L27 59L23 60V57L20 58V61H21V64L22 62L25 63L24 65V68L22 69V67L20 68V66H18V63H14L16 62L15 59L10 55V53L7 51L8 50H12V48H14L13 46H10L9 47H6ZM22 46V45H21ZM65 46V45H64ZM89 46V45H88ZM118 46V45H117ZM200 46V45H199ZM23 47V46H22ZM33 47V46H32ZM51 47H55L54 45L51 46ZM67 47V46H65ZM65 47H62L63 49H60L61 50H64L62 51L63 52V59L67 57V60L69 59L70 61L72 60H76V59H79V54L76 53V51H72L73 53L69 52L68 49H65ZM110 47V46H109ZM198 47V48H197ZM61 48V47H59ZM75 48V47H74ZM108 48V47H107ZM186 48V47H185ZM201 48H204L205 50L203 51V49ZM24 49V48H23ZM33 49V48H32ZM39 49V48H38ZM49 49V48H48ZM55 49V48H54ZM57 49V48H56ZM102 49V48H101ZM113 49V48H112ZM188 50V49H187ZM190 50V49H189ZM188 50V52H189ZM14 51V50H13ZM32 51V50H31ZM34 51V50H33ZM53 51V50H52ZM59 51V50H58ZM108 51V50H107ZM136 51V50H135ZM154 52L153 54H151V52ZM48 52V51H47ZM143 52V51H142ZM177 52V53H176ZM17 53V52H16ZM25 53V52H24ZM50 53V52H49ZM53 53V52H51ZM50 53V54H51ZM23 53H21L22 55ZM26 54V53H25ZM54 54H57L54 53ZM144 54V55H145ZM156 54V55H155ZM186 54V53H185ZM27 55V54H26ZM53 55V54H52ZM59 55V54H58ZM82 55V54H81ZM134 55V54H133ZM136 55V54H135ZM134 55V56H135ZM149 55V56H148ZM24 56V55H23ZM61 56V55H60ZM156 56V59L152 62V63H155L157 69L159 71H165V67H164V64L166 63H169L170 65H172V68L173 70H168L169 73H177V72H181L182 75L179 74L180 76V79H177L175 78L174 76H170L168 78H163L161 81H158L155 86H154V89L153 91H157V95L155 97L153 96H139L138 98L135 99V97L137 96L138 93H143L146 91L148 85L146 84V82H144V80L142 79V75L146 72H148L149 68H150V64L148 59L151 58V57H154ZM169 56H171V58L173 59H168L170 58ZM32 57V56H31ZM30 57V58H31ZM37 57V56H36ZM52 57V56H51ZM55 57V56H54ZM57 57V55H56ZM136 57V56H135ZM29 58V57H28ZM84 58V57H83ZM86 58V57H85ZM114 58V61L111 62L109 61L108 59H113ZM168 59V60H165V59ZM175 58V59H174ZM82 59V58H81ZM139 59V58H138ZM164 59V63H160L162 60ZM203 59V58H202ZM201 59V60H202ZM206 59V58H205ZM17 60V59H16ZM37 60V59H36ZM210 60V61H212ZM19 61V60H18ZM25 61V62H24ZM185 61V63H184ZM157 62V63H156ZM209 62V61H208ZM5 63V64H4ZM113 63V64H112ZM207 63V62H206ZM46 64V63H45ZM44 64V65H45ZM105 64V65H104ZM123 68H121L123 65H125ZM139 64V65H141ZM183 64H185L183 66ZM23 65V64H22ZM68 65V64H67ZM75 66V65H74ZM153 66V65H152ZM89 67V70L86 71V69ZM167 67V66H166ZM165 68V69H164ZM152 69V68H151ZM77 70V69H76ZM193 70V71H192ZM69 71V70H68ZM79 71V70H78ZM136 71L137 73H140L141 75V79H138L136 78V76H134L133 72ZM4 72V71H3ZM32 74V75H35L37 78H34V76L30 77L31 75H28V74ZM73 73V72H72ZM132 73V76L130 75ZM64 74V73H63ZM149 74V73H148ZM4 75V74H3ZM6 75V74H5ZM136 75V74H135ZM159 75V74H158ZM71 76V75H70ZM144 76V75H143ZM160 76V75H159ZM0 77L3 79L5 78L4 76H1ZM38 77H42V78H38ZM63 78V77H62ZM160 78V77H159ZM4 80V79H3ZM58 80L60 82H58ZM150 80V77L148 78L147 82H149ZM6 82V81H1L0 80V90L3 89L2 88V84ZM137 82H142V85H137L138 83ZM10 84V83H9ZM150 84V83H149ZM171 84H175L174 86H170ZM6 85V84H5ZM101 85V84H100ZM135 85H137V87H135ZM17 86V85H16ZM14 88V91L11 92V96H12V99L14 98V100L17 98H20L22 97L21 95H18L16 90L18 89V87ZM7 87V86H6ZM46 87V86H45ZM100 88V87H99ZM93 89V90H92ZM102 89V88H101ZM134 89V90H133ZM149 89V88H148ZM151 89V87H150ZM164 89V90H163ZM6 90H10L9 88H5L3 89V91L7 92ZM25 90V89H24ZM127 90V91H125ZM133 90V91H131ZM2 91V90H1ZM0 91V92H1ZM125 91V92H124ZM131 91V92H130ZM55 92V91H54ZM103 92V91H102ZM72 93V92H71ZM2 94V93H1ZM0 94V95H1ZM7 94H10L7 92ZM28 94V93H27ZM27 94L25 96V98H27ZM60 94V93H59ZM95 94L98 95V93L96 92ZM47 97L50 98V93L49 91L47 92ZM59 97V95H57ZM52 97V96H51ZM111 97V96H110ZM116 97V96H115ZM48 98V99H49ZM54 98V97H53ZM98 98V97H97ZM113 98V97H112ZM119 98V97H118ZM16 99V100H17ZM68 99H71V100H68ZM78 99V101H77ZM124 99V98H123ZM126 99V98H125ZM174 101H173V100ZM53 100V99H52ZM51 99L49 100V102L51 104H47L48 106H45L44 105V109L46 108L47 110V113L50 115L51 113V110H49L50 108H52L50 105H53L55 103V100L52 101ZM64 100V99H63ZM96 100V99H95ZM119 100V99H118ZM168 100V101H166ZM4 101L5 99H3L2 97H0V116H6L7 115V112L8 110L10 109H6L5 111V105H4ZM26 101V100H24ZM59 101V100H58ZM57 101V102H58ZM105 101V100H104ZM6 102V101H5ZM16 102H19L18 100ZM27 102V101H26ZM91 102V103H90ZM8 105H9V102H7ZM122 103V102H121ZM66 104V103H65ZM91 104V105H90ZM11 105V104H10ZM21 105V103H20ZM19 105V106H20ZM24 105V104H23ZM17 107V105H16ZM24 107V106H23ZM206 107L208 109V113H211V112H216L218 108H220L226 115V119H227V125H225L223 131H222V135L218 138L217 140V143L215 144V146L212 148L213 150H215V152L217 151L218 147H222L217 154H215V152L208 156V167H209V172H208V175H206V180L204 181V179H202L199 183V185L196 187L197 189H199L200 187V184L203 185V188L199 190V193L197 194V196L195 197V192L197 191L194 190V192L192 193L191 190H189L190 188H192V185L189 184L186 186V182L189 181L188 178L191 176V180L192 182H194L195 180L199 181L198 178L200 176H202V169L201 168H197L195 169L192 165L193 161H191L192 159L195 160L196 158L197 159H201V155L203 153L204 150H207V147L202 149V145L200 146V144H205L203 141H207L208 140V136L212 134V131H213V127H216L218 125V122L215 120V119H208L207 120V116L203 115V114H200L201 112V109ZM216 108V109H214ZM16 109V108H15ZM21 109V108H20ZM41 109V108H40ZM200 109V110H199ZM26 111H27V114H29L30 112V107H27L26 108ZM38 112V110L36 111ZM68 112V113H67ZM97 112V111H96ZM99 112V111H98ZM40 113V112H39ZM116 114V113H115ZM30 115V114H29ZM71 115H74V116H77L76 114H71ZM217 115V114H216ZM51 116V115H50ZM62 116V118L60 117ZM96 116V115H95ZM210 116V114H209ZM48 117V116H47ZM52 117V118H53ZM66 117V118H65ZM187 118V122L185 124V126L182 128L181 126V130H180V133H176V134H172L169 130L170 126L172 124H174L175 122L177 121H180L181 119H184V118ZM31 118L33 120L37 119L33 116H31ZM49 118V117H48ZM69 118V117H68ZM71 118L75 119V117L71 116ZM1 120L2 119H5V118H0ZM40 118H38L39 120ZM60 121V120H59ZM169 121V122H168ZM38 122V121H37ZM4 123V122H3ZM42 123V122H41ZM73 123V122H72ZM84 123V122H83ZM164 123H167V132L163 129H162V125H164ZM180 123V122H179ZM35 124V123H34ZM40 124V123H39ZM74 124V123H73ZM102 124V123H101ZM121 124V123H120ZM4 125V124H3ZM77 125V124H75ZM85 125V124H84ZM132 125V124H131ZM138 125V124H137ZM140 125V124H139ZM144 125V124H143ZM2 126V125H1ZM59 126V125H58ZM86 126V125H85ZM43 127V126H42ZM74 127V125H73ZM109 127V126H108ZM105 128L107 131L110 132V136L111 134H117V133H120L121 129L119 128V125H117L115 122L113 124H111V127L110 128ZM130 127V125L128 126ZM145 127V125H144ZM156 127V126H155ZM156 127V128H157ZM79 128V127H78ZM88 128V127H87ZM131 128V127H130ZM233 128H234V132H233ZM2 129V128H1ZM0 129V130H1ZM153 129V128H152ZM12 130L11 127H9V130L7 129V132H10ZM42 130V129H41ZM158 130V129H156ZM43 131V130H42ZM77 131V130H76ZM92 131V130H91ZM151 131V129H150ZM13 132V131H12ZM18 132V131H17ZM44 132V133H45ZM75 132V131H74ZM78 132V131H77ZM103 132V131H102ZM3 133V132H2ZM24 133V131H23ZM26 133V132H25ZM75 134V133H74ZM99 135H102V133L100 134V132H98ZM236 134V135H235ZM16 135L18 136V133H16ZM32 135V134H31ZM60 135V136H59ZM78 135V134H77ZM80 136V135H78ZM77 136V137H78ZM88 136V135H87ZM12 137V136H11ZM10 137V139H12ZM53 137V136H52ZM63 137V138H62ZM193 137V138H192ZM194 137H198V138H194ZM240 137V138H239ZM13 141H10V146H8L9 148H6L7 150L9 151H12L11 148L13 149H16L19 145H20V142L21 141H25V139L23 138V136L21 138H18V137H13ZM70 138V137H69ZM73 138V137H72ZM71 138V139H72ZM243 138V139H241ZM55 139V138H54ZM66 139V138H65ZM71 139H70V142H71ZM96 141L95 145L97 146V149L96 150H100L99 153L101 152V149L99 147V145L97 144L98 142V139L94 138ZM199 139H203V141H198ZM76 140V139H75ZM78 140V138H77ZM76 140V141H77ZM74 141V140H73ZM103 141V140H101ZM75 142V141H74ZM79 142V140H78ZM208 142V141H207ZM220 142V143H219ZM65 143V142H64ZM103 143V142H102ZM111 143V144H112ZM162 143V142H161ZM63 145V144H62ZM92 145V144H91ZM102 145V144H101ZM70 146V145H69ZM78 145H74L73 148H76ZM130 146H133V149H136L138 150V153H139V158H142V160H140L138 163V161H135V163H128L127 160H130L134 157H132L131 155H127V156H124L125 159H123L124 157L120 158L123 154V150H132V148H130ZM64 148H66L64 145H63ZM129 147V148H128ZM64 148H61L59 149V151H63ZM128 148V149H127ZM77 149V148H76ZM95 149V148H94ZM4 150V147H0V157L2 158L1 160L2 161H5L4 157H3V152ZM67 150H71V148H67ZM66 150V151H67ZM93 150V149H92ZM210 150V149H209ZM264 151V150H263ZM60 152L59 154V162L58 164L62 167L63 165L66 164V160L64 157L68 158V153L64 154ZM90 152V151H89ZM105 152V151H104ZM130 152V151H128ZM127 152V153H128ZM134 152V151H133ZM62 153V154H61ZM94 153V152H93ZM107 153V152H106ZM28 154V153H27ZM43 154V153H42ZM41 156H44L42 158V160H44V163L45 161H49L48 160V157L45 156V155H42ZM72 154V153H71ZM81 154V153H80ZM215 154V155H214ZM82 155V154H81ZM114 155V154H113ZM172 155H174L172 157ZM80 156V155H79ZM116 156V155H115ZM261 156V155H260ZM8 159L10 160H13V155H7L6 156ZM20 157V156H19ZM73 157L74 160L72 161L75 162L76 161V156L74 155ZM207 158V155H202V160L203 158ZM262 157V156H261ZM70 158V157H69ZM116 158V157H115ZM138 158V157H137ZM167 158V159H165ZM57 159V158H56ZM55 159V161H57ZM103 159V157H102ZM262 160H264V157L261 158ZM80 160V159H78ZM260 160V159H259ZM258 160V161H259ZM260 162V170L258 169V173H256V176L260 179V175L263 173L264 171V162ZM26 161V160H25ZM197 161V160H196ZM240 164V163H243V165L241 166L238 165V167L235 166V163L237 162ZM6 162V161H5ZM15 162V161H14ZM104 162V161H103ZM97 163V162H95ZM6 164V163H5ZM18 164V163H17ZM55 164V163H54ZM68 164V162H67ZM78 164V163H77ZM114 164V163H113ZM134 164V165H133ZM37 164L36 163H33L32 161H29V163L26 164V162H21L19 161V165L17 167H14L13 170L15 168H17L18 170L15 171L17 172V177L12 179L11 180V184L12 183H16L18 182V179L23 175H28V173L30 174L31 176V179H33L34 181L37 180L40 176H41V180L40 181H45V179L47 178V174L50 173L51 171H49L52 167L51 166H48L46 164H44L43 168L40 169L39 171V166H36ZM190 165H192V167L194 169H191ZM70 166V165H69ZM68 166V168H69ZM25 167V168H24ZM66 167V166H65ZM83 167V166H82ZM81 167V168H82ZM0 168L3 169V164L2 162H0ZM26 168L29 170V172L26 170ZM59 168V167H58ZM70 168L72 169V166H70ZM74 168V166H73ZM246 168V167H245ZM253 168V167H252ZM63 169H64V166H63ZM174 169H176L175 172H172ZM67 170V168H66ZM104 170V169H103ZM214 170V172H213ZM19 171V172H18ZM68 171V170H67ZM71 171V170H70ZM86 171V170H85ZM84 171V172H85ZM96 171V169H95ZM11 172V170H10ZM28 172V173H27ZM69 172V171H68ZM82 172V171H81ZM75 173V172H74ZM101 173V172H100ZM99 173V174H100ZM12 174V173H11ZM77 174V172H76ZM79 174V173H78ZM81 174V173H80ZM71 176V175H70ZM77 176V175H76ZM241 176V175H240ZM10 177H13V176H10ZM81 176H79L80 178ZM203 177V176H202ZM254 177V176H253ZM264 177V176H263ZM30 178V177H28ZM56 178V176H55ZM65 178V177H64ZM262 178V176H261ZM40 179V178H39ZM132 179L134 181H132ZM141 179V180H140ZM257 179V178H256ZM255 179V181H256ZM1 180V178H0ZM7 180V179H6ZM9 180V179H8ZM24 180V179H22ZM47 180V179H46ZM49 180V179H48ZM67 180V179H66ZM261 180V179H260ZM32 181V180H31ZM33 181V182H34ZM50 181V180H49ZM55 181V180H54ZM53 181V182H54ZM132 181V183L130 182ZM170 181V182H168ZM262 181H264V179H262ZM9 182V181H8ZM56 182V181H55ZM64 182V181H63ZM69 182V181H68ZM80 182V181H79ZM82 182V181H81ZM87 182V181H86ZM259 182V181H258ZM23 183V182H22ZM21 183V184H22ZM47 183V182H46ZM44 184L42 182H37L35 183V187L38 189L37 191V196L33 199V203L35 204H24L22 205V211L23 210H28L29 208H31L33 211L34 210H37L38 208L40 209V207L42 208L44 206V204H41L40 203V199H44V197H46L44 194H49L50 195V199L52 202L54 201H61L64 202L69 199L72 195L71 194H68V195H65L63 193L64 191V187L62 189H59L58 188V184L57 183H52L51 185H47V184ZM76 183V179L73 177V178H70V183L69 184H75ZM78 183V182H77ZM84 183V182H83ZM126 183V184H127ZM171 183H174L173 186H169ZM188 183V182H187ZM9 184V185H11ZM17 184V183H16ZM88 184V183H87ZM101 184V183H100ZM99 184V185H100ZM125 184V183H124ZM145 184V185H146ZM258 184V183H257ZM8 185V186H9ZM64 185V184H63ZM23 187H21L19 190H21V192L24 191L25 189V186L22 184ZM70 185H68L69 187ZM79 186H83V185H78V188ZM131 186V185H130ZM185 186V187H184ZM196 186V185H195ZM257 186V185H256ZM32 187L33 185L31 184H28L27 186V192L29 193L31 190H32ZM84 187V186H83ZM88 187V185H87ZM97 187V186H96ZM132 187V186H131ZM253 187V186H252ZM262 187V188H261ZM259 188V191L262 192L263 194L261 196H259L257 198V200L255 201V203H259L260 205H262L258 211L255 212L253 211L254 209V206H248L247 203L248 201H246V194H248L247 191H245L243 193V197L241 199H239V203L236 205V208L234 209L235 211L233 212V216H236V213L238 215V217H231L229 216L230 218L227 219L226 221L223 222L222 225H220L217 229L216 232H218L219 234H216L214 237H218L217 239H214L216 240L215 242L217 243V240H219L221 237H225V239H221L223 240V242H219L218 246H216L217 249H219L218 253L217 251H215L217 254L215 253H211L209 254L210 252H205L204 251V247L207 246L204 244V241H203V244L200 245V248L196 249L195 252H191V253H182V257H178L175 262L176 264H190L189 263V260L187 262L185 261H182V259H186L184 257H187L188 259H190V262L191 264H200V262L202 260L205 259V264H210V262H207V261H214V262H217V264H233V251H234V247H233V242L232 241H228V236L229 234L233 237H238L239 239L241 237H246V233H239L240 230L242 229L241 227V222H244V221H247V220H251V223H250V226H249V229L252 231L253 227L256 226V225H261L264 223V182L262 183V186ZM72 187H70L71 189ZM76 188V187H75ZM105 188V187H104ZM103 188V189H104ZM125 188V187H124ZM124 188H119L117 190L120 191V189L123 191L122 194L124 193V196L126 195L127 197L130 195L132 189H124ZM134 188V187H133ZM66 189V188H65ZM74 189V188H73ZM87 189V188H86ZM84 190V189H83ZM105 190V189H104ZM202 190V191H201ZM213 190V189H212ZM256 190V188H255ZM68 191V190H67ZM70 191V190H69ZM68 191V192H69ZM73 191V190H72ZM81 191H82V188H81ZM80 191V192H81ZM87 191V190H86ZM98 191V189H97ZM106 191H109V190H106ZM201 191V193H200ZM208 191V192H206ZM258 191V190H257ZM65 192V191H64ZM105 192V191H104ZM214 192V191H213ZM67 194V192H65ZM79 193V191H78ZM89 193V192H88ZM216 193V192H215ZM214 193V194H215ZM250 193V192H249ZM24 194V193H23ZM39 194V195H38ZM84 194V192L82 193ZM162 194V193H161ZM160 194V195H161ZM227 194V196L225 197V195ZM232 194V195H233ZM18 193L16 195V197L18 198ZM48 195V196H49ZM71 195V196H69ZM111 195V194H110ZM114 194H112L113 196ZM164 196H168V199L170 196H173L171 195L170 192H168L167 194H163ZM198 195H202V196H198ZM76 196V194H75ZM105 196V195H104ZM120 196V194H119ZM125 196V197H126ZM139 196V195H138ZM166 196V197H167ZM80 197H81V193H80ZM132 197V195L130 196ZM181 197V196H180ZM183 197V196H182ZM76 197H73L71 199H75ZM136 198V197H135ZM151 198L152 197H146L145 200L143 201V206L145 209H147L146 207L150 206L151 204ZM163 198V196L161 197ZM159 197V199H161ZM173 198V197H172ZM179 198V197H178ZM248 198V197H247ZM24 199V198H23ZM46 199V198H45ZM48 199V198H47ZM80 199V198H79ZM114 199H117V198H114ZM113 199V200H114ZM156 199V198H155ZM158 199V198H157ZM164 199V198H163ZM166 199V198H165ZM174 199V198H173ZM229 199V198H228ZM14 201V199H12ZM100 202L101 198L99 197H89L86 199V201L84 200V203L81 204L77 198V201L76 202V205L77 206H80L81 208L84 207H89V215H94V217H96V215L93 213V209L95 206H97V203L98 201ZM112 200V201H113ZM136 200V199H135ZM170 200V199H169ZM47 201V200H46ZM68 201V200H67ZM76 201V199H75ZM74 201V202H75ZM82 201V200H81ZM157 201V200H156ZM159 201V200H158ZM166 201V200H165ZM165 201L162 202V200L158 203V206H156L157 204H155V207L156 209H159L160 208H163L165 207L166 203H164ZM168 201V200H167ZM221 201V202H222ZM31 202V203H32ZM50 202V201H48ZM69 202V201H68ZM102 202V201H101ZM109 202V201H108ZM118 202V201H117ZM11 203H13L11 201ZM16 203V202H15ZM72 203V202H70ZM106 203V202H105ZM121 203V202H120ZM153 203V202H152ZM170 203V202H169ZM168 203V204H169ZM179 203V202H178ZM177 203V204H178ZM182 203V202H181ZM8 204V203H7ZM53 203L49 204L51 207ZM60 204V202H59ZM58 204V205H59ZM62 204V203H61ZM60 204V205H61ZM65 204V203H64ZM63 204V206L61 207L64 208L66 210V216H69V210H70V207L71 206L70 204L68 205V207H66L65 205ZM100 204V203H99ZM118 204V203H116ZM123 204V203H122ZM142 204V203H141ZM242 204V206H241ZM11 205V204H10ZM17 205V204H16ZM105 205V204H104ZM124 205V204H123ZM153 205V204H152ZM183 205V204H182ZM181 205V206H182ZM183 205V206H184ZM188 205V204H187ZM195 205V206H193ZM226 205V204H225ZM7 206V205H6ZM21 206V205H20ZM136 206V205H134ZM140 206V205H139ZM187 206V207H189ZM193 206V207H192ZM224 206V205H223ZM142 207V210L144 209ZM154 207V208H155ZM209 207H212V211H209ZM58 208V207H57ZM75 208V207H74ZM73 208V209H74ZM98 208H99V205H98ZM130 208V207H129ZM136 208V207H135ZM185 208V207H184ZM30 209V210H31ZM104 209V208H103ZM108 209V208H107ZM112 209V208H111ZM110 209V210H111ZM126 209V208H125ZM134 209V208H133ZM139 209V208H138ZM141 209V208H140ZM144 209V210H145ZM223 209V207H222ZM3 207L1 208L0 207V213H4L3 211ZM10 210V209H9ZM81 210V209H80ZM180 210V209H179ZM178 210V211H179ZM182 210V208H181ZM208 210V211H207ZM51 211V210H50ZM55 211V210H54ZM73 211V210H72ZM128 212V210H126ZM134 211V210H133ZM161 211V210H160ZM195 211H200L201 214L203 215H198L197 217H192V214L195 212ZM111 212V211H110ZM122 212V211H120ZM141 212V211H140ZM253 212V215L256 214L255 217H250L251 213ZM17 213V212H16ZM15 211L11 212V218L12 220H15L17 219V215H16ZM39 213V212H38ZM49 213V212H48ZM76 213V212H75ZM86 213V212H85ZM97 213V212H96ZM101 213V212H100ZM99 213V214H100ZM124 213V212H123ZM149 213H155V212H147V214L145 215L144 219H143V222L145 223H149V219L151 218V216L149 215ZM156 213L157 210H156ZM155 213V214H156ZM161 213V212H160ZM171 213V211H170ZM208 213V214H206ZM52 214H53V211H52ZM51 214V216H52ZM125 214V213H124ZM6 215L10 216L8 214V212L6 213ZM31 215V219L29 222H38V224H36L37 226L40 224L41 220L40 219V216L35 212L33 217H32V214L30 213ZM50 215V214H49ZM103 215H105L103 213ZM138 215H139V212H138ZM209 215V216H208ZM2 216V215H1ZM44 216V215H43ZM46 216V215H45ZM80 216V215H79ZM121 216V215H120ZM119 216V217H120ZM141 216V215H140ZM155 216V215H154ZM21 217V216H20ZM171 217V216H170ZM22 218V217H21ZM57 218H59L57 216ZM67 218V220L63 219L62 217L60 218L61 220V223H59V226H62V230H64V233L65 231L68 229L71 231H74V228H77L79 227V230L83 232L86 231V229L83 227H80V225L77 223V222H74V223H69V218L68 217H65ZM93 218V217H92ZM126 218V217H125ZM154 218V217H153ZM225 218V216H224ZM20 219V218H19ZM29 219V218H27ZM49 219V217H48ZM96 219V218H95ZM1 220V219H0ZM51 220V219H50ZM49 220V221H50ZM122 220V219H121ZM154 220V219H153ZM172 219L170 218V221ZM2 221V220H1ZM1 221H0V224H1ZM21 221V220H20ZM28 221V220H27ZM126 220H124L125 222ZM59 222V221H58ZM79 222V221H78ZM86 222V221H85ZM22 223H25V222H22ZM42 223V222H41ZM56 224V222H54ZM89 223V222H88ZM97 223V222H96ZM26 224V223H25ZM32 224V223H31ZM61 224V225H60ZM130 224V223H128ZM143 224V223H142ZM13 225V224H12ZM27 225H30V224H27ZM34 225V224H33ZM43 225V224H42ZM46 225V224H45ZM212 225V224H211ZM110 226V225H109ZM113 226V225H112ZM123 226H127V229L131 227V224L128 226V225H124ZM121 226V227H123ZM138 226V224H137ZM137 226H135L137 228ZM145 226V225H144ZM16 227H20L24 230V226L22 224H19L17 223L16 224ZM43 228V226H41ZM108 227V226H106ZM105 227V228H106ZM134 227V226H133ZM247 229V226H244ZM28 228V227H26ZM88 228V227H87ZM143 228L145 227H142L141 231L143 232ZM148 228V227H147ZM258 230H260L262 227H257ZM29 229V228H28ZM27 229V230H28ZM91 229V228H90ZM110 229V228H109ZM109 229H107V235L109 236V234H111L109 232ZM112 229V227H111ZM146 229V228H145ZM22 230V231H23ZM42 230V229H41ZM131 230V229H130ZM168 230V229H167ZM216 230V229H215ZM244 231V228L242 229ZM25 231V230H24ZM34 231V230H33ZM77 232V233H80L81 232ZM201 231V232H202ZM76 232V230H75ZM91 232V231H90ZM200 232V233H201ZM206 232V233H207ZM88 233V232H86ZM144 233V232H143ZM161 233V232H160ZM202 233H205L204 231ZM255 233H258L257 231ZM66 236L71 238L72 235L71 234H74V232H68L66 231ZM83 234V233H82ZM199 234V233H198ZM259 234V233H258ZM33 235V234H32ZM53 234H51L50 236H52ZM75 235V234H74ZM73 235V236H74ZM90 235V234H89ZM138 235V233H137ZM204 235V234H203ZM201 235V236H203ZM36 236V235H35ZM39 236V235H38ZM37 236V237H38ZM41 236V234H40ZM49 236V237H50ZM79 236V235H77ZM111 236V235H110ZM139 236V235H138ZM199 236V235H198ZM209 236V235H208ZM260 236V235H259ZM48 237V238H49ZM88 237V236H87ZM51 238V237H50ZM94 237H91L89 239H92ZM109 238V237H108ZM125 238V237H124ZM144 238V237H143ZM194 238V239H193ZM27 239V238H26ZM39 239V238H38ZM52 239H54L52 237ZM88 239V240H89ZM95 239V238H94ZM137 239V238H136ZM135 239V240H136ZM212 239V240H213ZM30 240V239H29ZM41 240V239H40ZM51 240V239H50ZM49 240V241H50ZM59 240V238H58ZM64 240V239H62ZM99 240V239H98ZM115 240V239H114ZM134 240V239H133ZM187 240V239H186ZM213 240V241H214ZM220 240V241H221ZM245 240V239H241V242ZM27 241V240H26ZM25 241V242H26ZM43 241V240H42ZM48 241V243H50ZM57 241V239H56ZM61 240H59L60 242ZM65 241V240H64ZM74 241V240H73ZM85 241V240H84ZM94 241V240H93ZM152 241V240H151ZM172 241V240H171ZM52 242V241H51ZM76 242V241H75ZM79 242V241H78ZM89 242V241H88ZM87 242V244L89 245V243ZM94 242H97L94 241ZM118 242V241H117ZM116 242V243H117ZM129 242H130V239H129ZM175 242V241H173ZM189 242V241H188ZM211 242V241H210ZM101 243V242H100ZM171 243V242H170ZM214 243V242H212ZM118 244V243H117ZM154 244V245H155ZM179 244V243H178ZM211 244V243H210ZM26 245V244H25ZM31 245V246H29ZM32 245H35L33 243H27V246L28 247H25L23 251L24 254L21 255L20 252H21V246H20V250L17 248H14V246H9V247H13L14 249L7 251V252H11L10 253H7L9 255H16L18 257H22L24 260H27L28 256L30 255V249L32 247ZM52 245V244H51ZM55 245V244H54ZM59 245V244H58ZM83 245V244H82ZM94 245V244H93ZM96 245V244H95ZM106 245V243H105ZM174 245V244H173ZM176 245V244H175ZM190 245V244H189ZM62 246V245H61ZM97 246V245H96ZM107 246V245H106ZM123 246V245H122ZM180 246V245H179ZM192 246V245H190ZM35 247V246H33ZM48 247V244L47 246ZM51 247V246H50ZM70 247V246H69ZM80 247V246H79ZM95 247V246H94ZM127 247V246H126ZM177 247V246H176ZM109 248V247H108ZM125 248V247H124ZM184 248V247H183ZM193 248V247H192ZM204 248V249H202ZM208 248V247H207ZM53 249V248H52ZM57 248H55V251H56ZM114 249V247H113ZM165 249V248H164ZM181 249V248H180ZM189 249V248H188ZM199 249H202V250H199ZM211 249V247H210ZM209 251H212L210 250ZM215 249V247H214ZM16 250V251H14ZM34 250V248L32 249ZM79 250V249H78ZM82 250V249H81ZM97 250V249H96ZM99 250V249H98ZM110 250V249H109ZM160 250L162 251V249L160 248ZM199 250V251H198ZM3 251V250H2ZM35 251V250H34ZM36 251H39V250H36ZM46 251V250H45ZM55 251L53 252L52 251V255L51 257H53L52 261H54L55 259V256H58L59 258L56 259L55 262H53V264H58L59 262L63 261L65 259V257L63 256V252H59L57 255H55ZM102 250H100L101 252ZM115 251V250H114ZM147 251L146 253H143ZM167 251V250H166ZM194 251V250H193ZM48 252H51L50 249H48L46 252L44 253H40V257L43 258L45 260V257H46V254ZM77 252V251H76ZM75 252V253H76ZM99 252V251H97ZM103 252V251H102ZM132 251H130L129 253L131 254ZM178 252V250H177ZM198 252V253H196ZM6 253V252H5ZM80 253V252H79ZM111 253V252H109ZM108 253V254H109ZM142 253V254H141ZM175 253V252H174ZM95 254V253H93ZM107 254V253H105ZM104 254V255H105ZM113 254V253H112ZM110 254V255H112ZM32 255V254H31ZM66 255V254H65ZM76 255V254H75ZM80 255V254H79ZM103 255V256H104ZM8 256V255H6ZM69 256V255H68ZM78 256V255H77ZM128 256H130L128 254ZM34 257L36 258V254L34 252V254L30 257V259ZM39 257V259H40ZM84 257V256H83ZM93 257V256H92ZM95 257V256H94ZM112 257V256H111ZM124 257L126 263H124L122 260ZM147 257H152L154 260L152 262H148L146 260ZM155 257H156V260H155ZM217 257V259H216ZM78 258V257H77ZM119 258V256L117 257ZM130 258V257H128ZM132 258V257H131ZM137 258V257H135ZM30 259H28V261H30ZM33 259V258H32ZM31 259V260H32ZM69 259V258H68ZM92 260V258H90ZM35 260V259H34ZM70 260V259H69ZM68 260V261H69ZM81 260V258L79 259ZM105 260V259H104ZM116 260V259H115ZM118 260V259H117ZM116 260V261H117ZM0 264H7L8 263V259H6V257L3 256L2 260H0ZM41 261V260H40ZM49 261V260H48ZM51 261V262H52ZM65 261V260H64ZM63 261V262H64ZM67 261V262H68ZM76 261V260H75ZM83 261V259H82ZM103 261V260H102ZM107 261V259H106ZM130 261V262H129ZM132 261V263H131ZM156 261V262H155ZM264 261V260H263ZM262 261V262H263ZM35 262V261H34ZM47 262V261H46ZM42 262L43 264H49L50 262ZM72 262V261H71ZM89 262V261H88ZM96 262V261H95ZM101 261H98L97 263H100ZM114 262V261H113ZM172 262V261H171ZM244 262V261H243ZM242 262V264H243ZM41 263V264H42ZM83 263V262H82ZM109 264H112V258L111 260L108 262ZM107 262H103L101 264H108ZM164 263V262H163ZM169 263V262H168ZM204 263V262H203ZM29 264V263H28ZM37 264H40V263H37ZM52 264V263H50ZM65 264V263H64ZM87 264V263H86ZM89 264V263H88ZM92 264V263H91Z\"/></svg>","mask_w":264,"mask_h":264},{"label":"water","instance_id":"95a60500","mask_svg":"<svg viewBox=\"0 0 264 264\" xmlns=\"http://www.w3.org/2000/svg\"><path fill=\"white\" fill-rule=\"evenodd\" d=\"M187 11L216 26L217 58L193 75L228 104L237 129L264 133V0H211Z\"/></svg>","mask_w":264,"mask_h":264}]
</instances>
